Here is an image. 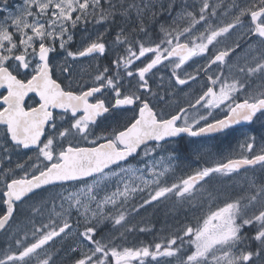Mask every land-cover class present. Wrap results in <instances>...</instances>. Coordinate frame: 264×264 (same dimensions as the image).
Here are the masks:
<instances>
[{
    "label": "snow or ice",
    "instance_id": "obj_1",
    "mask_svg": "<svg viewBox=\"0 0 264 264\" xmlns=\"http://www.w3.org/2000/svg\"><path fill=\"white\" fill-rule=\"evenodd\" d=\"M201 73L206 90L180 104ZM257 122L264 0H0V264H264V135L168 179ZM257 171L247 195L216 204L218 185ZM161 206L186 222L124 246L153 231L133 217Z\"/></svg>",
    "mask_w": 264,
    "mask_h": 264
},
{
    "label": "trees",
    "instance_id": "obj_2",
    "mask_svg": "<svg viewBox=\"0 0 264 264\" xmlns=\"http://www.w3.org/2000/svg\"><path fill=\"white\" fill-rule=\"evenodd\" d=\"M258 125V126H257ZM263 129H261V124L257 122L256 127L252 130H248L251 135H255L259 137ZM244 130L231 131V139L229 137L222 136L218 139V142L213 145V148L216 151H221L225 157L229 155H235L239 152H236V149L240 146L239 140V132H243ZM246 132V131H244ZM191 153V146H187L185 150H183L184 156H189ZM193 157V156H191ZM187 160V159H186ZM172 177H168L171 179ZM217 202V201H216ZM206 210L203 213H198V215H202L207 213ZM133 224L139 226H153L152 232H136L133 234H129L124 246H134L141 243H151V242H160L164 239L165 236L169 235L170 232L175 231L179 226H181V222H186L184 213H179L178 216L174 218L173 215L169 214V210L164 207L151 208L147 211L141 210L140 215H135L132 220ZM107 234V233H106ZM4 246L0 243V247Z\"/></svg>",
    "mask_w": 264,
    "mask_h": 264
},
{
    "label": "rangeland",
    "instance_id": "obj_3",
    "mask_svg": "<svg viewBox=\"0 0 264 264\" xmlns=\"http://www.w3.org/2000/svg\"><path fill=\"white\" fill-rule=\"evenodd\" d=\"M220 2L223 4H227L229 2V0H220ZM111 39H112V37L109 36L108 37L109 42L111 41ZM229 43H231V38L229 40H225L223 42V44L221 45V47H223L224 45L229 44ZM204 63L205 62L202 59L196 58V60L194 62H192V61L189 62L190 66L189 65L186 66L187 71L189 73L195 74V69L200 67ZM219 71L225 72V75L228 74V69L226 66H221ZM190 85H192V83H190ZM189 92L194 93V91L192 89H189ZM220 114H222V112H220ZM263 128L264 127L261 126V129H263ZM247 135H251V134L248 132H244V131L239 132L240 144L243 143V140L245 139V137ZM262 135H264V129L262 130L260 136L256 137L258 142H259L260 137ZM203 147L204 148H210L213 155L212 156H205L204 159L198 160L197 163H192L193 160H197V157H195V156L190 157V159L185 160L181 164L180 168L175 171L174 174L169 175V177L170 176L172 177L171 179H169L170 182L179 181L181 178L188 175L189 172L191 170H194L196 167L208 166L210 164L215 163L218 160L225 158L224 154L221 151H216L213 148V145H207L204 143ZM240 151H241V149L239 146V148L236 149V152H240ZM189 165H191V167H189ZM260 175H261V173L259 171H257L255 174L252 172H247V173L242 172V174L240 176L236 177L234 180L227 181L223 185H218V187L222 189V195L220 197V200H218L216 202V204H222L224 199L242 197V196L247 195L248 194V192H247V188H248L247 181L252 179V178H255L257 181H259ZM213 206H215V204H213ZM206 210H208L207 206L203 209V211L201 213L205 212ZM75 219H76V217L74 216L73 220H75ZM62 244L64 247H67V242H60V243H57L54 246V249H52L51 251H53L55 253V251L61 249ZM66 260H67V255L66 254L62 255L57 259V264H65Z\"/></svg>",
    "mask_w": 264,
    "mask_h": 264
},
{
    "label": "flooded vegetation",
    "instance_id": "obj_4",
    "mask_svg": "<svg viewBox=\"0 0 264 264\" xmlns=\"http://www.w3.org/2000/svg\"><path fill=\"white\" fill-rule=\"evenodd\" d=\"M21 0H12V3L14 4H18L20 3ZM108 39V37H107ZM108 60L107 59H104V58H100L97 63H99L100 65H105V64H108ZM187 66V65H186ZM185 66V67H186ZM170 68H167V69H163L160 73H158V76H164L165 78H167V75L168 73L170 72ZM213 70H216V66H213ZM190 83H192L191 87L190 88H186V92L185 93H182L180 94V96L178 97V101L180 104L184 105V106H187L188 103H195V100L196 98H198V96L200 94H202V92L205 89V85L207 83V77L203 75V73L200 74V76L197 77V81H190ZM189 89H192L194 91V93H191L189 92ZM37 97H35L33 94H30V99L27 100L26 102L27 103H31L33 99H36ZM197 108H199V106H197ZM201 112H204L206 111L205 109H200ZM191 112V110H190ZM217 113H219L220 117L222 118L223 116V112L222 114H220V110L217 109L213 112V115H216ZM192 114H195V113H192ZM256 124H252V125H239V126H235L234 130L232 131H238V130H244L246 132L249 133L248 130H252L256 127ZM264 129V128H263ZM222 136H217L215 139L213 140H208V141H205V144L207 145H214L218 142V139L221 138ZM224 137H229L231 139V132L229 135L227 136H224ZM215 207V206H213Z\"/></svg>",
    "mask_w": 264,
    "mask_h": 264
},
{
    "label": "water",
    "instance_id": "obj_5",
    "mask_svg": "<svg viewBox=\"0 0 264 264\" xmlns=\"http://www.w3.org/2000/svg\"><path fill=\"white\" fill-rule=\"evenodd\" d=\"M241 125H245V124H241ZM237 126H239V125H237Z\"/></svg>",
    "mask_w": 264,
    "mask_h": 264
}]
</instances>
